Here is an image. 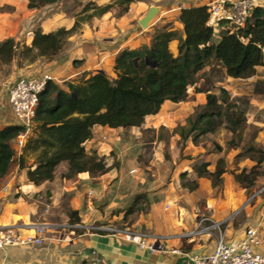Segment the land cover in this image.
<instances>
[{"label":"trees","instance_id":"obj_1","mask_svg":"<svg viewBox=\"0 0 264 264\" xmlns=\"http://www.w3.org/2000/svg\"><path fill=\"white\" fill-rule=\"evenodd\" d=\"M58 1L28 0V7L40 8ZM134 1L114 0L102 7L88 3L83 12L93 8L94 13L79 16L71 28L60 27L52 32L37 28L31 45H21L12 37L1 41L0 69L11 63L20 49L30 62L39 56L54 57L81 22L114 7L125 14ZM209 18L208 5L181 8L179 20L183 30L162 26L155 30L150 45L122 50L115 59V79L101 70L85 73L77 81L66 80L63 85L49 80L39 95L35 124L18 158L20 168L27 167L28 180L36 185L51 181L62 163H67L68 173L64 176L70 179L83 172L91 177L106 173L110 167L105 158L98 157L96 152L90 154L85 147L93 135V128L96 125L111 128L142 126L146 117L158 113L167 100H185L196 75L214 62L230 77L246 79L254 76L257 68L264 65V6H255L243 26H225L218 42L213 40L216 30L209 25ZM173 39H178L177 54L169 47ZM220 93L207 94L204 106L180 128L179 135L183 139L191 137L197 143L202 136L225 127L234 135L229 146H239L245 113L230 101L226 89L221 88ZM24 131L20 124L0 128V184L15 160L12 142ZM243 151L237 157L247 155L255 164L250 169L234 172V177L249 188L264 175V149L249 144ZM28 156L34 158V164H27ZM209 165L207 161L196 164L194 171L198 177L212 179L217 186L226 171V160L219 158L214 171ZM181 175L185 176V173ZM142 197L136 196L124 216L133 213ZM80 219L78 211H73L71 221L80 222Z\"/></svg>","mask_w":264,"mask_h":264},{"label":"rangeland","instance_id":"obj_2","mask_svg":"<svg viewBox=\"0 0 264 264\" xmlns=\"http://www.w3.org/2000/svg\"><path fill=\"white\" fill-rule=\"evenodd\" d=\"M177 1L154 2L160 5L162 10L144 30L153 26L158 29L162 24L164 26L175 24L177 12L175 8L190 2ZM1 2L4 0H0V14L12 13L11 7ZM94 12L95 10H91L90 14ZM115 15L123 14L118 8ZM1 16L0 22L3 20ZM213 40L218 41L217 34L214 35ZM19 42L21 45L28 44L24 39ZM66 44L67 41L64 46ZM23 51L20 49L13 61L4 64L0 69V86L3 85L1 83H4V80H7V87L4 85V89L0 87V115H12L7 90L20 76L14 74L12 63L20 67L22 60L29 61ZM77 80L79 79L74 81ZM58 84L64 83L58 82ZM221 88L230 93V101L237 105L238 110L245 113V125L239 146L236 148L229 146L228 142L234 135L225 127L202 136L197 143H194L191 137L183 139L179 135L180 128L187 124L190 116L204 106L208 93L220 95ZM168 111L171 117L166 116ZM167 112L163 111L156 118L155 127L151 125L139 127L135 131L122 130L117 134L120 138L116 142L111 141L110 136L104 134L107 140L103 141L106 142L103 146L109 148L111 144V149L105 151L109 154L98 153L96 149V154L105 158L108 166L112 168L107 174L106 181L81 174L74 183L72 179L64 176L68 173L67 163L62 164L58 169L61 177L59 176L56 188L70 197V206L66 197L59 198L54 203L49 202L48 199L43 200L42 197L34 195L35 193L31 197V194H28L27 197V194L16 189L15 184H10L8 190L4 189L3 193L0 192L1 195L3 194L0 197V206L2 203L9 205L15 202L25 206L27 203L35 202L39 203L38 216L41 220H65L70 215L72 222L73 211L76 204H79L85 210L81 213V218L89 225H111L121 229L131 227L150 233L154 232L153 229L145 227L146 220L159 219L160 222V218L164 215L170 218L183 216L187 219L191 218V226L179 235L184 239L198 237L209 230L213 237H219L225 234L227 228L257 227L258 224L263 228L264 175L257 178L254 186L246 188L236 181L234 172L244 168L250 169L255 164V161L249 159L247 155L237 157L239 153L244 152L246 146L253 144L264 149V66L260 67L256 75L251 78L243 81L233 79L228 81L224 68L214 62L196 75L194 83L188 89L186 100L177 108L168 109ZM2 124L3 121L0 119V126ZM30 133L31 131L28 135ZM235 138L239 139L238 136ZM12 147L15 151L13 163L17 164L19 162L17 139L12 142ZM90 150L92 151L90 154L95 151L93 148ZM28 157L27 164L34 159ZM221 157L226 160V171L222 175L221 184L215 186L212 179L198 177L194 171L196 164L210 162L209 169L214 171ZM14 164L10 168H13ZM132 168H137V172L130 173ZM262 168L264 169V163ZM182 173H185V176H182ZM102 181L105 182L104 186ZM5 185L6 180H2L0 191ZM138 195L143 197L136 204L135 210L127 217L124 216ZM86 204L88 207H85ZM140 207L142 209H139ZM1 208L2 206L0 210ZM26 220L28 222L29 218L26 217Z\"/></svg>","mask_w":264,"mask_h":264},{"label":"crops","instance_id":"obj_3","mask_svg":"<svg viewBox=\"0 0 264 264\" xmlns=\"http://www.w3.org/2000/svg\"><path fill=\"white\" fill-rule=\"evenodd\" d=\"M113 1L60 0L40 8H29L28 0H4L1 3L9 5L12 13L6 12L0 14L3 19L0 22V41L12 37L17 41L24 39L28 43L27 45H31L34 30L37 28H41L44 32H52L60 27L71 28L79 16L90 14V11L94 10L92 8L87 12H83L84 7L88 3H91V6L97 5L102 7ZM156 1L158 0H135L131 3L129 11L123 15H115L118 7H114L108 12L94 15L90 19L80 23L78 30L67 38L66 46L54 57L39 56L35 61L30 63L29 61L22 60L20 67L12 63L14 66L11 68L14 74L20 76L48 73L56 83L80 79L85 73L91 74L101 70L111 79H115L117 78L115 59L122 50L138 49L143 45H150L156 28L153 26L148 30H144L145 28H142L139 24V19L147 13L152 5L159 7L158 13L162 10L160 5L154 4ZM189 1L187 4L183 3V5L175 8L177 11L175 24H170L168 27L182 31L183 25L179 20L181 8L208 5L211 0ZM255 1L258 5L264 6V0ZM177 2L182 3L183 1L178 0ZM162 26L164 24L160 27ZM215 34H217L219 41L221 29L218 28ZM169 47L174 54H177L178 39H173L169 43ZM263 66H259L257 71ZM227 79L228 81L232 79L243 81L248 78H233L227 75ZM1 84L7 87V80H4V83L2 82ZM3 85L0 86L1 89ZM183 101L172 102L167 100L160 111L156 114L148 115L140 127H149L151 125L155 127L157 124L156 118L163 111L167 112L168 109L177 108ZM167 113V117L172 116L169 111ZM11 114V116L10 114L0 115V119L3 121L0 128L10 124H18L13 111H11ZM137 128L139 127L111 128L109 126L96 125L93 128L92 137L85 143L86 150L90 153L92 152L90 149L93 148L94 152L97 149L98 153L109 154V152L105 151L109 148L111 149L112 145L109 144V148H104L103 144H106V142L103 141L107 140L104 134L109 135V139L116 142L120 138L117 134L122 130L135 131ZM17 153L19 156L22 153V148L19 146ZM32 164H34L33 159L28 165ZM14 165L2 179L6 180V185L0 191L1 193H3L4 189L8 190L10 184H15L16 189H19L25 195L27 194V197H29L28 194H31V197L35 193L34 195L42 197L43 200L48 199L52 203L56 202L59 198L66 197L70 206V197L56 188V183L60 179L59 176L61 177L58 173L61 165L57 168L53 180L44 181L38 185L28 180L27 167L20 168L19 162ZM109 170L100 177L90 178L106 181ZM81 174L89 176L87 172L79 173L76 177L72 178V181L74 183L77 182L78 176ZM104 183L102 181L103 186ZM2 195L0 194V197ZM12 204L13 206H11ZM20 205L21 203L19 202L10 203L9 205L2 203L0 210L1 226H15L20 232L26 234L31 229H25L26 224L47 221L41 220L38 216L39 203L33 202L27 203L25 206ZM85 207H88L87 204ZM75 210L78 211L80 217H82L81 213L85 212L79 204H76ZM26 217L29 218L28 222H26ZM83 221L81 218V224L85 226L89 225L88 222ZM50 222L68 223L70 222V215L65 220H53ZM144 225L147 229H153L154 233L166 236V239L163 241L164 250L151 252L146 248H141L137 243L127 240L124 234L108 231L94 232L86 228V230L61 228L58 233H48L42 244L0 248V262H4L5 264H196L191 256L212 253L219 238L218 236L213 237L211 230L200 234L198 237L185 239L179 237L181 232H184V229H188L191 226V218L187 219V217L184 218L183 216L170 218L164 215L160 218V222L159 219L153 221L146 220ZM256 226L261 239L259 250L264 251V227L262 228L259 224ZM246 228L247 226L227 228L223 235L226 242L229 244L240 242L245 236Z\"/></svg>","mask_w":264,"mask_h":264},{"label":"built area","instance_id":"obj_4","mask_svg":"<svg viewBox=\"0 0 264 264\" xmlns=\"http://www.w3.org/2000/svg\"><path fill=\"white\" fill-rule=\"evenodd\" d=\"M257 5L255 0H211L208 4L210 13L208 23L216 31L218 28L222 30L227 25L238 28L245 24L252 9ZM222 22L226 24L222 25ZM49 80H53V77L48 73L21 75L8 87L7 99L9 105L18 120V124L25 128V131L17 137L20 148L25 145L28 133L35 124L39 95L45 89ZM135 172H137V168L130 170V173ZM210 227H207V229ZM24 228H32L34 233H22L15 226H0V248L42 244L48 233H58L61 228H86L94 232L108 231L124 234L127 240L135 242L141 248H146L151 252L164 250L163 241L166 239V236L162 234L150 233L131 227L121 229L111 225L90 224L85 226L80 222L63 224L50 221L30 222ZM260 243L258 228L249 227L240 242L229 244L221 235L212 253L194 255L191 258L196 264H264V251L259 250ZM0 264L5 263L0 262Z\"/></svg>","mask_w":264,"mask_h":264},{"label":"water","instance_id":"obj_5","mask_svg":"<svg viewBox=\"0 0 264 264\" xmlns=\"http://www.w3.org/2000/svg\"><path fill=\"white\" fill-rule=\"evenodd\" d=\"M159 11V7L158 6H150V8L148 9L147 13L139 19V24L142 28H147L150 23L152 22V20L154 19V17L156 16V14ZM138 59H136L137 61Z\"/></svg>","mask_w":264,"mask_h":264},{"label":"bare ground","instance_id":"obj_6","mask_svg":"<svg viewBox=\"0 0 264 264\" xmlns=\"http://www.w3.org/2000/svg\"><path fill=\"white\" fill-rule=\"evenodd\" d=\"M30 224V223H29ZM27 233V232H26ZM29 233H34V230L31 228L30 230H29Z\"/></svg>","mask_w":264,"mask_h":264}]
</instances>
